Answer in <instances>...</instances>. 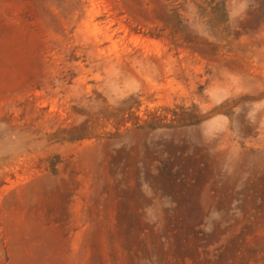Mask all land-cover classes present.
<instances>
[{"label":"rangeland","instance_id":"374dc122","mask_svg":"<svg viewBox=\"0 0 264 264\" xmlns=\"http://www.w3.org/2000/svg\"><path fill=\"white\" fill-rule=\"evenodd\" d=\"M1 41L0 264H264V0H0Z\"/></svg>","mask_w":264,"mask_h":264},{"label":"bare ground","instance_id":"6f19581e","mask_svg":"<svg viewBox=\"0 0 264 264\" xmlns=\"http://www.w3.org/2000/svg\"><path fill=\"white\" fill-rule=\"evenodd\" d=\"M8 47L9 46L6 42H2V41L0 42V73L3 72L4 61L9 51ZM19 223H20V226L31 231L32 235L35 238L37 237L40 239L42 238L46 242V240L51 236V233L45 229H42L39 223H36V222L28 223L27 221H24V220H21ZM40 262H42V264H56L57 263L56 259L51 256L45 257ZM12 264H31V263L29 259L22 252H18L14 257Z\"/></svg>","mask_w":264,"mask_h":264}]
</instances>
